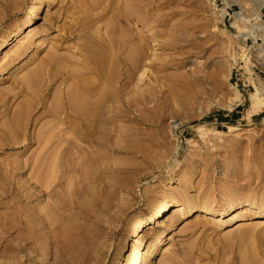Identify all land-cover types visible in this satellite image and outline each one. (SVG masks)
Masks as SVG:
<instances>
[{
	"label": "rangeland",
	"instance_id": "obj_1",
	"mask_svg": "<svg viewBox=\"0 0 264 264\" xmlns=\"http://www.w3.org/2000/svg\"><path fill=\"white\" fill-rule=\"evenodd\" d=\"M52 1L0 0V67L10 63L0 75V167L14 162L0 173V264H264V113L245 117L250 93L264 87V38L251 39L264 25V0ZM119 28L124 44L135 32L125 47L113 42ZM246 42L248 64L236 55ZM100 47L115 57L107 63L115 121L95 126L75 120L90 105L60 108L66 100L56 95L70 79L51 73L55 63L71 73V54L97 62L107 56ZM130 51L143 53L139 69L128 68L138 61ZM167 199L183 205L152 219ZM192 204L212 210L180 222L151 252L156 234Z\"/></svg>",
	"mask_w": 264,
	"mask_h": 264
},
{
	"label": "bare ground",
	"instance_id": "obj_2",
	"mask_svg": "<svg viewBox=\"0 0 264 264\" xmlns=\"http://www.w3.org/2000/svg\"><path fill=\"white\" fill-rule=\"evenodd\" d=\"M130 0H128V2H129ZM137 1H139V0H137ZM137 1H134V2H137ZM141 1V0H140ZM140 1H139V3H140ZM144 1H146V0H144ZM58 2V0H53L52 1V5L53 4H56ZM116 2L117 3H115L116 5H118V4H120L119 3V1H117L116 0ZM123 2H125V1H123ZM141 2H143V0L141 1ZM149 2V1H148ZM126 3V2H125ZM132 3V2H131ZM144 3V2H143ZM145 3H147V1L145 2ZM122 4V3H121ZM124 4V3H123ZM134 3H132L131 5H133ZM137 4H138V2H137ZM136 4V5H137ZM142 4V3H141ZM115 5V6H116ZM130 6V4H126V5H124V6ZM135 5V4H134ZM134 5H133V7H134ZM135 5V8L138 6H136ZM121 6V5H120ZM128 6V7H129ZM138 7H140V6H138ZM41 8H42V5L40 4V5H38L37 7H36V13H35V15H34V18H39L40 17V10H41ZM127 9V8H126ZM131 9V8H130ZM132 10V9H131ZM137 10V9H136ZM128 11H129V9H128ZM137 11H139V10H137ZM133 12V11H132ZM135 12V11H134ZM126 13V12H125ZM129 13V12H128ZM127 14V13H126ZM135 14V13H134ZM150 14V13H149ZM148 14V15H149ZM130 16H131V14H129ZM128 15V16H129ZM148 15H144V16H148ZM125 16V15H124ZM127 16V15H126ZM144 16H142V18L144 17ZM96 18V16L94 17V19ZM123 18V17H122ZM127 18V17H126ZM145 18V17H144ZM93 19V18H92ZM91 19V20H92ZM96 19H98V17L96 18ZM118 19H121L120 17L118 18L117 17V20ZM122 21H123V19H121ZM143 20V19H142ZM141 19H140V21H142ZM148 20V19H147ZM147 20H143V21H147ZM124 21H125V17H124ZM116 23H118L116 20H115V24ZM31 26V25H30ZM117 27H119L118 26V24H117V26H116V28ZM114 28V27H113ZM115 28V29H116ZM120 29V28H119ZM119 29H118V31H119ZM117 30V29H116ZM113 31H115V30H112L111 32H113ZM137 32V31H136ZM115 32H113L112 34H111V36L110 37H112V35L114 34ZM117 33V35H113V38L115 39L113 42H117V40H116V36H119L118 37V39L120 38V40L122 39V33H121V29H120V33L119 32H116ZM115 33V34H116ZM123 33H124V31H123ZM138 33L139 32H137V37L139 38V35H140V33H139V35H138ZM22 34H23V32H22V30H19V31H17V32H15V33H13L10 37H7L6 39H4L3 40V42H2V48H6V47H8L9 45H11V44H13V43H16V42H18V40H20V38H21V36H22ZM118 34H120V35H118ZM133 35L134 36V34H135V32H134V34L132 33V32H130V35ZM124 36L126 35V34H123ZM130 35H127L126 36V41L129 39V40H131L130 38H128V37H131ZM157 35V34H156ZM115 36V37H114ZM123 36V37H124ZM151 36V35H150ZM255 36V38L256 37H262V38H264V25H259V29H258V32L256 31V35H254ZM135 37V36H134ZM141 37V36H140ZM144 36L142 35V37L141 38H143ZM156 37V36H155ZM128 38V39H127ZM132 38V37H131ZM141 38H139V39H136L137 41H135L136 43H139L138 41L141 39ZM152 37H150V39H151ZM154 38V37H153ZM152 38V39H153ZM110 39V38H109ZM147 38H145V40H146ZM151 39V40H152ZM156 39V38H155ZM158 39V38H157ZM156 39V40H157ZM112 40L113 39H110L109 40V42H111L110 44H109V42H107L108 43V46L110 45V46H112V51L114 50L115 51V48H114V44L115 43H113V45H112ZM119 40V41H120ZM133 40H134V38H133ZM142 40V39H141ZM144 40V39H143ZM142 40V41H143ZM97 41V40H96ZM95 41V42H96ZM107 41H108V39H107ZM123 43H122V42ZM119 43L120 44H124V40H121ZM126 41H125V44H124V47H125V45H126ZM142 41H140V42H142ZM155 40H152V41H150V42H154ZM106 42V41H105ZM104 42V43H105ZM130 42V41H129ZM133 42V41H132ZM149 42V43H150ZM179 42V41H178ZM102 43V42H101ZM128 43V42H127ZM131 43V42H130ZM146 43H147V40H146ZM145 43V41L144 42H142V44L140 43L139 45L137 44L136 45V47H135V49L137 50V48H140L139 46H141V45H144V44H146ZM182 43V42H181ZM98 45H101L100 44V42L98 41V43H97ZM117 44H118V42H117ZM118 45L119 47L121 46V45ZM129 44V43H128ZM132 44V45H131ZM130 45H129V47L131 46V48L132 47H134V45H135V43H131ZM177 44V43H176ZM103 45V44H102ZM95 46H96V44H95ZM109 46V47H110ZM115 46H116V44H115ZM138 46V47H137ZM147 46V45H146ZM146 46H144V47H146ZM101 47H105V44H104V46H101ZM100 47V48H101ZM117 47V46H116ZM123 47V46H122ZM121 47V48H122ZM124 47H123V49H124ZM144 47H142L141 46V48H142V50L140 49V51L142 52V51H144V53L146 52V50L145 49H147L148 47H146V48H144ZM83 48H86V47H84L83 46ZM87 48H89V47H87ZM93 48H95L94 46H93ZM100 48H99V50H100ZM105 48H108L107 47V44H106V47ZM104 48V49H105ZM114 48V49H113ZM118 48V47H117ZM120 48V49H121ZM130 48V49H131ZM247 48L248 47H239L238 48V53L236 52V55H240L241 54V56L244 58V60H246V64H248V57H247V54H248V51H247ZM95 49H98V48H95ZM102 49V48H101ZM104 49H102L101 51H103V53H104V51H106L105 53H104V55H111L110 53H108V54H106L107 53V50H104ZM111 49V47L108 49V50H110ZM184 49V48H183ZM261 49V48H260ZM259 49V50H260ZM83 50V49H82ZM133 50V49H132ZM97 51V50H96ZM111 51V50H110ZM113 51V52H114ZM119 51V50H118ZM120 51H122V50H120ZM185 52L187 51V50H184ZM247 51V52H246ZM263 54H264V48H262L261 50H260ZM74 51H72V53H73ZM84 52V51H83ZM87 52H89V53H84L83 54V57L84 56H86V55H88L89 54V56H91L90 55V51H87ZM92 52L93 53H97V55H98V53H99V56H101L100 54L102 53V52H100V51H98V52H95L94 50H92ZM136 52H139V51H136ZM135 51H134V54L136 53ZM140 52V54H143V53H141ZM71 53V52H70ZM76 53V52H75ZM92 53V56L91 57H93L94 59L95 58H97L96 56H93V55H96V54H93ZM102 53V54H103ZM132 53H133V51H132ZM132 53H131V51L129 52V54L131 55L130 57L132 58H134V56L136 57V55H137V58L135 59V60H138V61H135V60H133V61H135V62H133L132 60H129V62H130V64H132V62H133V66L132 67H130V65H129V67L128 68H132V69H139V65L138 64H142L141 62H139V59L140 58H138V55H140V54H138V53H136V55H134V56H132ZM81 54V53H80ZM72 55H75V54H71V56H70V58L72 59H76L74 56H72ZM77 55V54H76ZM113 55H114V53H113ZM113 55H111L110 56V59L108 58H106V57H103V58H105L107 61L108 60H112L113 59ZM235 55V56H236ZM141 56V55H140ZM139 56V57H140ZM77 57V56H76ZM129 57V59H131ZM67 57H65L64 59L65 60H63V62L65 61L66 63H68L69 64V62H67V59H66ZM69 58V57H68ZM79 57H77V59H78ZM85 58H87V57H85ZM85 58H83L82 60H81V64H80V60H76V61H78V62H73V59L72 60H70L69 59V61L72 63V64H74V66H76V67H74V66H70V64L68 65L69 66V71H71V70H73L71 73H69V72H65V71H67V68L65 67V69H64V67L62 68V66H64V65H62L61 66V70L59 71V67H60V65H55L56 63H55V61H56V59L54 60V61H50V63H48V67L49 66H51V64L53 65L54 63V65H53V67H55L56 68V66H58V69L56 68H54V70H56V71H59V72H57V73H55L56 71H54V72H52L51 73V78H53V77H60V78H62V79H70V81L68 80V83H70V84H68V87L67 88H65L63 91L62 90H60L59 89V92L61 91V92H63V95H60V93L58 92V90H57V92H58V94H59V96H57L56 95V93H55V95H56V97H57V99L59 98H61L62 100H66L64 103H62L61 104V102H60V100H58L59 102H60V104H58L59 102H57V100L55 99L56 97H55V95H54V97L55 98H53L54 100H56V104H58V105H61L60 106V108L61 109H65V107H68V106H70V105H68V106H66L67 104H68V102L69 101H71V103L72 104H74L72 101H73V99L77 102L76 104H84L85 106H86V104H87V106L88 105H90L91 106V108H92V113H87L88 115H89V117H87L88 115H86L85 114V109H87V110H89L88 108H85L84 107V105L82 106V108H83V113L86 115V117H80L81 116V114H80V116L78 115L76 118H75V120L76 119H81L80 120V122H86L85 124H87V123H89V122H91V124H94L95 126H97V123H99V122H102V121H105V122H107L108 124L110 123V124H113L114 123V121H115V115H110L111 113H112V111H110V110H112V109H114V108H110L107 104L108 103H112L113 104V102H115V84L113 83L115 80H113L114 79V68H109V66L110 67H112V66H114L115 67V65L114 64H112L113 63V61H111V64L112 65H108L107 63H110V61H108V62H106L105 61V59H103V58H100V59H102L103 61H101L100 59H99V57H98V59H96V61L98 60V61H100V62H95V61H93L92 59H88L87 58V60H89V61H87L88 63H90L89 65H87L88 63L86 62V60H84ZM112 58V59H111ZM115 58V57H114ZM143 58V57H142ZM50 60H53V59H50ZM115 61V60H114ZM123 61H124V59H123ZM53 62V63H52ZM58 62V61H57ZM61 62V61H60ZM59 62V63H60ZM63 62H61V63H63ZM120 62H122L121 61V59H120ZM126 61H124V63H125ZM128 62V63H129ZM235 63H237V61H236V59L234 60V64ZM6 65H3V67H0V75H3V74H5L6 72H8V69H9V64L10 63H5ZM45 64V63H44ZM47 64V63H46ZM50 64V65H49ZM79 64H80V66L83 68V69H79L77 66H79ZM123 64V63H122ZM43 65H41L40 67H41V70H43L44 68L42 67ZM45 67V66H44ZM53 67H50V69H53ZM71 67H72V69H71ZM74 67V68H73ZM134 67V68H133ZM142 67V66H141ZM43 68V69H42ZM49 69V68H48ZM141 69V68H140ZM249 69H250V65H249ZM46 70V69H45ZM65 70V71H64ZM64 71V72H63ZM114 71V72H113ZM143 73V72H142ZM192 73H193V71H192ZM55 76H54V75ZM145 74V73H144ZM144 74H142V77L141 78H144ZM49 75V74H48ZM52 75H53V77H52ZM134 75V74H133ZM190 75H192V74H190ZM129 76H132V74L131 75H129ZM132 78V77H131ZM194 78V77H193ZM54 79V78H53ZM52 79V80H53ZM112 79V80H111ZM65 80V81H66ZM142 80V79H141ZM113 81V82H112ZM262 82V81H261ZM66 84V85H67ZM260 87V88H259ZM256 86L255 87V90L253 91V92H251L250 93V95H249V100H250V104H249V106H248V108L246 109V113H245V117L246 118H250L253 114H255V113H257L261 108H263L264 107V94L262 93V90L264 89V87H263V85L260 83V86ZM64 88V87H63ZM33 93H35V95L37 94L35 91H32V94ZM29 94H31V93H29ZM34 95V94H33ZM64 98V99H63ZM71 99V100H70ZM74 101V102H75ZM240 101V93L239 92H237L231 99H230V104H229V106L230 107H232L233 105H235L236 103H238ZM52 103H53V101H52ZM55 103V102H54ZM54 103H53V105L51 106V111L53 112V111H56V113L58 112L57 110H52V109H55L56 107H59L58 105L56 106V104H55V107H53L54 106ZM65 105V107H63L62 105ZM90 106H89V108H90ZM106 106H108L107 108H108V113H109V116L107 117V118H103V116L101 115L102 114V111H104L105 110V107ZM71 107V106H70ZM73 107H75V106H73ZM112 107H113V105H112ZM34 108V107H33ZM69 108V107H68ZM22 109V108H21ZM74 109V112H77V111H75V109H77L78 110V108L76 107V108H73ZM80 109L81 108H79V110H78V112L80 111ZM65 110H69V109H65ZM65 110H63L64 112H65ZM86 110V111H87ZM115 110V109H114ZM50 111V110H49ZM50 111V112H51ZM62 111V112H63ZM72 111V110H71ZM81 111H82V109H81ZM18 113L17 111H15L14 110V114H16V113ZM63 112V113H64ZM68 112H70V111H68ZM105 112V111H104ZM114 112V111H113ZM53 113H55V112H53ZM52 113V114H53ZM67 113V112H66ZM65 113V114H66ZM21 114V113H20ZM64 114V115H65ZM69 114H71V113H69ZM68 114V115H69ZM91 114V115H90ZM13 115V114H12ZM11 115V118H10V120H12V118L13 117H15V116H17V115H13L12 116ZM58 115H59V112H58ZM67 114L65 115L66 116V119L67 118H71V117H73L74 115H73V113L71 114V115H73V116H71V115H69L68 116ZM84 115V116H85ZM21 116V115H20ZM54 116H57V114H55ZM71 116V117H70ZM83 116V115H82ZM58 118H59V116H57ZM56 117V118H57ZM15 119V120H14ZM17 119V117H15V118H13V120H14V122L16 123V120ZM63 119V118H62ZM66 119H63V121H65ZM18 120H19V118H18ZM21 120V119H20ZM59 120L61 121V119L59 118ZM13 121H12V124H11V122H10V125H7V127H6V129H9V127L8 126H11V127H15L16 125H13V123H14ZM14 123V124H15ZM17 123H18V121H17ZM16 123V124H17ZM3 125V126H2ZM1 126H2V128H4V125L5 124H2ZM13 125V126H12ZM174 125V124H173ZM0 126V127H1ZM175 126V125H174ZM5 129V130H6ZM14 128H12V129H9V130H7V131H9L8 133L9 134H12L11 132L12 131H14L13 130ZM11 131V132H10ZM0 132H3V133H5L4 131H3V129H2V131H0ZM3 133H0V135H2ZM3 136H6V134L5 135H3ZM1 137V136H0ZM3 146H5V145H3ZM5 154V153H4ZM10 162V163H9ZM8 163L10 164V165H8V167L6 166V165H4L5 167H0V168H2L1 170H0V173L2 174V172H4V170L3 169H5V172L7 173V171L8 170H11L12 168L11 167H13L14 166V162L12 163V161H9ZM11 168V169H10ZM13 170V169H12ZM2 171V172H1ZM10 172V171H9ZM8 172V173H9ZM13 172V171H12ZM11 172V173H12ZM10 174V173H9ZM4 175V174H3ZM3 175L1 176V179L2 178H4L3 177ZM0 179V180H1ZM3 180V179H2ZM2 180L0 181V184H1V182H2ZM4 180H6V179H4ZM3 183L5 184L6 182H4L3 181ZM30 193V192H29ZM26 194V193H25ZM24 194V195H25ZM32 194V193H31ZM29 195V194H28ZM31 196V195H30ZM33 196V195H32ZM27 197V196H26ZM29 197V196H28ZM183 205V202H181V200H179V199H167V200H164L162 203H160L159 205H156L155 207H153L152 209H151V211H150V216H151V218L152 219H156V217H159V216H162L163 214H166L167 212H169L170 210H171V208L172 207H181ZM230 207H232V206H230ZM211 208L210 207H208V206H203V207H201V208H197L195 205H190L189 207H187L186 209H185V211H183V212H181L179 215H177L176 217H175V219L170 223V224H168V225H165L164 226V228L162 229V230H160V232L159 233H157L156 234V236H155V238L150 242V245H149V248H150V251L151 252H156L158 249H159V245H160V243L162 242V240H165V239H167V237H168V235H169V232L170 231H172V230H174L175 228H177L178 227V225H179V223L180 222H182V221H184V220H186V219H188L190 216H193L197 211H200V212H204V213H209V212H211ZM32 212V211H31ZM34 215V214H33ZM42 217V216H41ZM43 218V217H42ZM28 221H30V220H28ZM30 222H32V220L30 221ZM262 224H264V220H262V222H261ZM29 224V223H28ZM30 226V225H29ZM31 227V226H30ZM31 228H33V226L31 227ZM30 228V229H31Z\"/></svg>",
	"mask_w": 264,
	"mask_h": 264
},
{
	"label": "built area",
	"instance_id": "obj_3",
	"mask_svg": "<svg viewBox=\"0 0 264 264\" xmlns=\"http://www.w3.org/2000/svg\"><path fill=\"white\" fill-rule=\"evenodd\" d=\"M252 33H254L253 31H251V33L250 34H252ZM254 35H256V33H254L253 35H252V38L251 39H254L255 40V42H257L258 40H261L262 42H263V39H261L260 37H256L255 38V36ZM248 45H247V42H246V47H247ZM247 51H248V54H250V56H253V54H254V51H252V47H249L248 46V48H247ZM249 60V59H248ZM264 60V59H263ZM255 69H257L256 67H254ZM253 71H254V69H253ZM258 71H259V73H261L262 71L261 70H259L258 69Z\"/></svg>",
	"mask_w": 264,
	"mask_h": 264
},
{
	"label": "crops",
	"instance_id": "obj_4",
	"mask_svg": "<svg viewBox=\"0 0 264 264\" xmlns=\"http://www.w3.org/2000/svg\"><path fill=\"white\" fill-rule=\"evenodd\" d=\"M259 111H260L261 113H264V107L261 108ZM259 111H258V112H259ZM255 114H258V113H255ZM255 114H253V116H254Z\"/></svg>",
	"mask_w": 264,
	"mask_h": 264
}]
</instances>
